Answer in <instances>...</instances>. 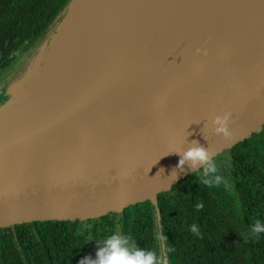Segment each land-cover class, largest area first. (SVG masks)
<instances>
[{
  "label": "water",
  "instance_id": "95a60500",
  "mask_svg": "<svg viewBox=\"0 0 264 264\" xmlns=\"http://www.w3.org/2000/svg\"><path fill=\"white\" fill-rule=\"evenodd\" d=\"M176 3L68 0L0 87V230L148 200L169 264L157 196L200 170L176 167L183 152L198 141L215 159L264 127V0L190 35ZM225 113L230 140L213 132Z\"/></svg>",
  "mask_w": 264,
  "mask_h": 264
},
{
  "label": "trees",
  "instance_id": "16d2710c",
  "mask_svg": "<svg viewBox=\"0 0 264 264\" xmlns=\"http://www.w3.org/2000/svg\"><path fill=\"white\" fill-rule=\"evenodd\" d=\"M226 154L225 166L230 177L225 176L224 179L228 186L205 185L202 173L184 179L177 187L157 196L161 229L163 237H166L164 243L172 249L171 252L166 250L169 264H264V232L253 235L250 231L257 221L264 225V127ZM207 178L211 179L213 175L209 174ZM198 203L203 205L200 210L196 207ZM137 219H142L149 227V235L157 241L161 255L155 212L148 200L103 218L109 223V229L104 233L108 230L113 233L115 226L117 233L132 238ZM98 223L102 224V221L92 225L93 234L98 233ZM192 225L197 226L199 235L191 231ZM64 227L67 228V224ZM100 228L105 229L103 226ZM54 229L53 225L40 224L36 231L26 226L17 227L8 234L2 231L0 233L9 243L3 248L4 254L8 255L13 250L14 237L19 238L24 233L72 234L69 230ZM45 248L55 258L54 264H70L63 255L69 247L54 250L51 245ZM75 249L77 247L72 246V250ZM43 261L49 264L47 260Z\"/></svg>",
  "mask_w": 264,
  "mask_h": 264
},
{
  "label": "flooded vegetation",
  "instance_id": "af4514ba",
  "mask_svg": "<svg viewBox=\"0 0 264 264\" xmlns=\"http://www.w3.org/2000/svg\"><path fill=\"white\" fill-rule=\"evenodd\" d=\"M67 1L0 0V87L6 84L8 78L19 67L26 56L53 29ZM226 156L227 154L225 153L214 160L219 169L217 174L223 177H230L225 166V163H227ZM195 174H202V169L186 178H191ZM182 181L171 189L180 185ZM183 216H185V212ZM103 218L91 221L37 222L0 230V232L3 231L5 234H8L13 232L17 227L26 226L30 230L36 231L40 224H44L53 225L55 231L69 230L72 232L71 235H33L24 233L22 236L19 235V238L14 237L13 250L9 251L8 255H5L3 251V248L9 244L8 240L0 233V264H46L43 260H47L49 264H54L55 258L45 248L51 245L53 249L69 247V251L63 255L66 256V260L70 264H79L85 257H90L94 260L96 259V251L98 247L102 246L103 241L112 234L117 233L115 226H113V233L109 230L107 233H104L109 229V223L103 220ZM100 221H102V224L98 223L97 225L99 226L97 229L98 233L93 234L94 227L92 225ZM184 223L185 220H183ZM66 224L67 228L64 227ZM100 226H103L105 229H101ZM133 230L134 233L131 240L136 246L144 250L155 251L160 255L157 241L155 242L154 238L149 235L150 229L143 223L142 219L136 220ZM139 234H141V237L138 236ZM72 246L77 247V249L72 250Z\"/></svg>",
  "mask_w": 264,
  "mask_h": 264
},
{
  "label": "clouds",
  "instance_id": "9594fccd",
  "mask_svg": "<svg viewBox=\"0 0 264 264\" xmlns=\"http://www.w3.org/2000/svg\"><path fill=\"white\" fill-rule=\"evenodd\" d=\"M197 53H201V49H196ZM203 54L207 55V50H203ZM230 113H225L224 115L214 116L212 119V124L215 125L213 132L222 135L225 139H231L232 133L228 128V120ZM195 146L188 148L179 160L177 164L178 169H183L185 162H189V168L193 172L197 171V165L199 164L202 169L203 177L202 182L208 186H220L224 184L228 186V182L224 179L222 175H218V165L213 159V153L209 148L201 146L198 141L192 142ZM176 175L175 170L173 172ZM209 174L213 175V178H207ZM197 210L203 208V205L198 203L196 205ZM191 231L199 235V231L196 225L191 226ZM253 235H258L264 232V225L259 221L255 222L250 229ZM161 240H166V237H161ZM168 252L172 249L165 246ZM79 264H166L163 260V256L158 255L155 251L144 250L136 246L129 235L114 233L108 238H106L102 246L98 247L96 251V259L90 257L83 258Z\"/></svg>",
  "mask_w": 264,
  "mask_h": 264
},
{
  "label": "bare ground",
  "instance_id": "6f19581e",
  "mask_svg": "<svg viewBox=\"0 0 264 264\" xmlns=\"http://www.w3.org/2000/svg\"><path fill=\"white\" fill-rule=\"evenodd\" d=\"M147 1H153V0H147ZM145 0H143V3ZM184 2L187 3L186 8L183 10V6L181 5L180 8H178V4L175 6V16H177V10L182 9L183 10V21L186 23L185 26V32L190 35V33L195 32V34L202 33L206 30V28L214 26L215 24L223 25L226 22L242 15L247 10H249L256 2L257 0H184ZM190 4L188 5V3ZM180 13V10H178ZM217 16L215 20L209 22L208 24H202L200 23L202 21V17H214ZM88 22V21H86ZM90 34L87 33V36ZM85 40V38H81ZM90 42L83 41L81 42V47H85L84 49L86 52L90 53L92 48L90 45ZM76 49V48H74ZM56 51H60L61 55H64V52L62 50V45H59ZM73 51V50H72ZM80 59L82 58H89L88 54L83 53L82 51H79L78 54H76ZM66 61V60H65ZM63 62V64L66 65H72L73 63H66ZM59 68V66H58Z\"/></svg>",
  "mask_w": 264,
  "mask_h": 264
},
{
  "label": "rangeland",
  "instance_id": "374dc122",
  "mask_svg": "<svg viewBox=\"0 0 264 264\" xmlns=\"http://www.w3.org/2000/svg\"><path fill=\"white\" fill-rule=\"evenodd\" d=\"M27 56H28V55H27ZM27 56H26V57H27ZM25 60H26V58H25ZM25 60H24V61H25ZM24 61H23V62H24ZM32 62H33V61H32Z\"/></svg>",
  "mask_w": 264,
  "mask_h": 264
}]
</instances>
